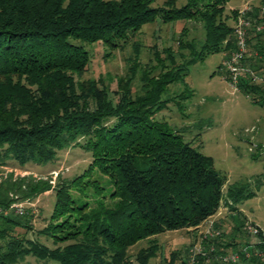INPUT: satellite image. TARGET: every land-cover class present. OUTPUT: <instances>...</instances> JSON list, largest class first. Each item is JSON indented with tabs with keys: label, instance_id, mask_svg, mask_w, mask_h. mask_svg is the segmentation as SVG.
Listing matches in <instances>:
<instances>
[{
	"label": "trees",
	"instance_id": "trees-1",
	"mask_svg": "<svg viewBox=\"0 0 264 264\" xmlns=\"http://www.w3.org/2000/svg\"><path fill=\"white\" fill-rule=\"evenodd\" d=\"M227 1L186 0L176 6L166 0L154 6V0H0V167L44 165L59 150L76 145L91 152L93 165L113 185L111 201L90 206L69 191L82 186L88 171L57 181L51 221L37 232L53 246L15 232L17 227L32 229L26 215L0 213V264H16L29 255L58 264H149L158 250L155 240L134 260L128 248L166 231L197 227L219 208L235 211L255 195L249 182L229 184L211 156L153 119L166 105L161 96L166 83L182 80L186 64L176 65L168 54L170 68L147 79L142 95H132L130 77L122 78L114 100L98 80L81 78L89 62L84 43L123 47L130 35L157 18L203 22L202 44L188 46L189 64L209 54H230L233 26L221 17ZM233 13L236 19L238 10ZM242 16L251 24L243 64L257 72L264 68V28L256 29L264 24V0ZM250 31L254 35L248 37ZM236 89L264 107L263 81L242 77ZM25 179L0 182V208L11 204V191L24 198L50 187L44 180ZM251 236L248 256L249 250L240 249L239 262L221 258L220 264H264V234ZM162 264L185 262L171 252Z\"/></svg>",
	"mask_w": 264,
	"mask_h": 264
},
{
	"label": "rangeland",
	"instance_id": "rangeland-1",
	"mask_svg": "<svg viewBox=\"0 0 264 264\" xmlns=\"http://www.w3.org/2000/svg\"><path fill=\"white\" fill-rule=\"evenodd\" d=\"M165 1L154 0L153 5H163ZM173 1L176 6L186 2ZM259 5L260 0H228L221 17L233 26L242 9ZM236 10L238 15L234 19L233 12ZM260 30L257 32L263 29ZM204 35L203 22L197 19L164 23L157 18L130 35L123 47L110 49L101 42L84 43L89 52V62L81 78L98 80L108 89L112 100L116 96L114 91L117 90L118 81L122 78L130 77L132 95H142L147 79L157 77L170 68L168 54H171L176 65L186 64L188 73L182 80L166 83L161 95L166 105L153 115V119L170 130L178 131L201 153L211 156L214 167L227 177L229 184L249 182L255 192L253 197L239 203L235 211L221 207L197 227L166 231L139 240L127 250L132 260L153 239L158 244V250L149 264H162L171 252H175L185 264H199L198 256L202 257L204 264H220L221 258L239 262L237 251L247 249L248 256L250 247L246 244L254 240L247 224L264 230V107L253 103L242 91L234 89L229 79H225L223 63L229 53L209 54L203 60L188 63L193 56L188 46L198 49ZM253 35L254 32L250 31L248 37ZM261 39L264 40V36ZM252 43H255V39ZM257 72L264 73V68L257 69ZM180 93L188 97L177 98ZM85 171L88 173L82 186H70V193L78 199H86L90 206H95L96 201H111L109 193L113 185L109 176L93 165L91 152L81 146L73 145L59 150L54 160L44 165L27 163L20 166L12 163L0 167V182L26 178L25 182L44 180L50 186L31 197L23 198L18 191L9 193L12 202L17 200L27 206L23 215H26L25 219L32 227L29 230L17 227L15 232L53 246L51 240L37 233L51 221L55 201L53 187L58 180L69 181ZM21 188L26 189L25 185ZM4 209V215L14 214L9 206ZM75 217L73 213L68 218L72 220ZM16 264L58 263L39 261L29 255Z\"/></svg>",
	"mask_w": 264,
	"mask_h": 264
},
{
	"label": "built area",
	"instance_id": "built-area-1",
	"mask_svg": "<svg viewBox=\"0 0 264 264\" xmlns=\"http://www.w3.org/2000/svg\"><path fill=\"white\" fill-rule=\"evenodd\" d=\"M248 7H245L241 10V14H239L238 19L234 22L233 25V35L235 38V50H233L230 54H228L227 59L224 61V69L226 71V75L234 89H236L237 83L242 77H248L252 81H263V76L258 72L252 70L243 64L246 52H247V29L251 26L249 20L245 19L242 14ZM264 27L263 25H259L256 27L257 30H260ZM23 206V203L11 202L9 205V210H12L16 215H23L26 207ZM4 212L5 209L0 208V213ZM247 229L252 234H257L258 231L262 230L259 227L253 226L251 224H247ZM264 233V230H262ZM225 260H227L225 258Z\"/></svg>",
	"mask_w": 264,
	"mask_h": 264
}]
</instances>
